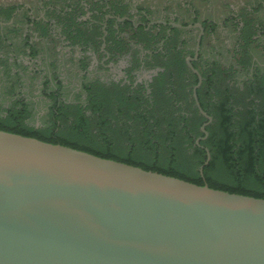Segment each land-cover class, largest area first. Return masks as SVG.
I'll list each match as a JSON object with an SVG mask.
<instances>
[{
	"label": "water",
	"instance_id": "1",
	"mask_svg": "<svg viewBox=\"0 0 264 264\" xmlns=\"http://www.w3.org/2000/svg\"><path fill=\"white\" fill-rule=\"evenodd\" d=\"M0 264H264V198L0 129Z\"/></svg>",
	"mask_w": 264,
	"mask_h": 264
},
{
	"label": "trees",
	"instance_id": "2",
	"mask_svg": "<svg viewBox=\"0 0 264 264\" xmlns=\"http://www.w3.org/2000/svg\"><path fill=\"white\" fill-rule=\"evenodd\" d=\"M258 9L255 8L254 12ZM6 20L8 16L3 21ZM245 23L242 30L244 42L240 48H243L245 55L251 57L252 50L247 48L259 39H255L250 22ZM9 28L4 26V30ZM9 40L8 36L0 35L1 45L7 44ZM39 43L31 38L24 40L26 48L33 55L39 50ZM4 55L0 49V62L7 65L9 59ZM190 55L193 56V53ZM183 63L187 67L185 61ZM50 82L51 80H47L43 89H46L47 97L52 102L46 104L45 114L42 116L44 119H40L39 124L35 120L28 121L32 114L30 109H33L30 97L17 93L10 85L6 89L2 86L8 100H3L0 95V129L63 144L196 184H208L215 189L264 198V100L261 101V106L254 103L247 111L241 109L236 112L224 102L216 104L211 99L207 100L202 92L205 87L203 84L198 90L199 101L213 119L206 126V138L197 142L198 138L205 136L201 126L208 119L196 106L193 87L190 95L194 116L181 113L175 116L172 111L171 115L166 116V129L158 127V121L152 122L151 119H145L143 129H139L140 126L135 129V123L143 118L136 115L125 121H115L118 115L112 111L117 110L120 114L123 105H128L132 111L141 102H148L140 90L131 97L116 94L119 96L112 103L108 90L100 91L95 82L84 83L87 92H96L94 95L91 93L85 102L76 104L73 100L69 103L58 101L55 92L57 89L60 91L62 83L55 89ZM164 82L162 79L160 85ZM259 91H264V83L259 86ZM5 102H8L7 106ZM88 108L92 109L90 113L86 111ZM104 108L106 113L102 112ZM131 120L133 123L129 122ZM94 125L96 132L93 131ZM181 125L182 128L179 129L178 126ZM189 125L192 126L190 129ZM206 148L211 152V160L204 165L201 174L199 168L206 161ZM188 150H194L193 155H188Z\"/></svg>",
	"mask_w": 264,
	"mask_h": 264
},
{
	"label": "flooded vegetation",
	"instance_id": "3",
	"mask_svg": "<svg viewBox=\"0 0 264 264\" xmlns=\"http://www.w3.org/2000/svg\"><path fill=\"white\" fill-rule=\"evenodd\" d=\"M150 1H0V35L9 36L11 33L21 39L30 37L61 39L58 49L61 47L60 49L65 54H72L73 60L79 66L78 69H81L82 86H77L76 90L84 87V83H94L99 80L110 85L115 95L121 93L123 96L131 97L140 90L142 96L149 99L154 88L160 84L161 73L165 71L163 65L170 59L165 45L174 38L178 31L183 33L181 41L187 46L188 52L193 53V56L187 54L185 61L197 77V82L193 86V94L198 85L196 90L199 95L198 90L202 88L204 82L201 68L204 58L208 56L203 47L204 39L214 28V23L221 27L222 24L231 21L238 24L237 31L242 32L244 13L253 14L254 8L260 5L263 7L261 14L264 15V0H259L258 4H250L244 0L227 4L226 1L221 0L219 1L221 6L227 8H225V14L217 20L214 17H205L196 4L198 0H165L172 8L159 13L153 10L154 5L156 6L155 1L154 3ZM6 16L8 20L5 22L3 20ZM119 17L125 19L119 20ZM158 20L166 23L154 22ZM172 22L187 26L200 23L203 28L198 26L177 27L172 26L170 24ZM4 26L10 27L9 30H4ZM256 36H258L257 33L254 34V37ZM75 40L85 41L86 45L78 43L75 46L73 44ZM191 42L194 43L193 48L190 46ZM188 57H196L191 62L199 74L190 68ZM20 59L22 57L16 58V61L20 62ZM36 60L39 58H31L32 63L35 64L34 71L40 68L38 67L39 61ZM50 73L47 75L51 80L49 84L57 89L58 84L53 83ZM55 97L58 101L71 102L68 98H61L62 95L58 89Z\"/></svg>",
	"mask_w": 264,
	"mask_h": 264
},
{
	"label": "rangeland",
	"instance_id": "4",
	"mask_svg": "<svg viewBox=\"0 0 264 264\" xmlns=\"http://www.w3.org/2000/svg\"><path fill=\"white\" fill-rule=\"evenodd\" d=\"M0 1L16 2L19 0ZM153 1L156 4L153 9L156 13L169 11L172 8L167 5L165 0H151L150 2ZM219 1L221 2V0H198L196 4L205 17H214L217 20L225 14V8H227L225 6L222 7ZM224 1L227 4H234L239 0ZM244 1L250 4H258L260 2L259 0ZM218 5L222 8L218 7ZM255 8L259 9L253 14H243L244 27L245 21H249L252 31L255 35L256 33L258 35L255 39H259V42H254L247 48L252 50L251 57L245 55L243 48H240L244 40L242 32L237 31L236 26L238 24L234 22L229 21L222 24L221 27H219V24L214 23V28L204 39L203 47L205 53H208V56L204 58L201 68L204 76L203 84L205 87L202 91L204 97L207 100L211 99L216 104L224 102L228 108H232L236 112L241 109L247 111L254 103L261 106V101L264 100V91L262 93L259 91V86L261 87L264 83V15L261 14L262 6L257 5ZM182 35L183 33L178 31L174 38L165 45L166 51L170 54V59L163 65L165 70L164 75L160 77V81L164 79L165 82L162 85L158 84L154 88L153 95L149 97L148 102H141L136 110L130 111L128 105H123L120 114L117 110L112 111L116 116L118 115L115 121L118 119L125 121L137 115L143 119L135 123V129H138V126H140L139 129H143L145 119H151L152 122L158 121V127L166 129L168 124L165 119L167 115L172 114V111L175 112V116L180 113L189 117L194 116V105L190 90L195 84L196 75L191 72L188 66L183 65L185 56L192 51L188 52L187 46L182 43ZM8 37L10 40L7 44H0L1 53L3 55L7 54L4 56L9 59V64L7 63V65L0 62V95H2L1 98L3 100L7 101L8 96H5V90L1 87L4 86L5 88L10 85V88L15 89L17 93L29 96L33 101V109H30L32 114L28 121L33 122L35 120L34 122L39 124L40 119H44L42 116L45 114L44 108L46 104L52 102L51 98L47 97L46 89H43L47 80H49L47 75L50 72H52L50 76L53 79V83H57L58 85L62 83L59 92L63 99L68 98L77 104L85 102L91 93L95 94L96 91L87 92L84 85V87L76 90L77 86H82L81 77L83 76L80 74L81 69H78L79 66L73 60L72 54H65L60 49L61 47L58 49V46L61 45V39H35L36 42H40V47L36 55H33L31 52L29 53V49L24 44L26 38L21 39L11 33ZM78 43L86 45L85 41L80 42L75 40L73 42L75 46ZM190 46L193 48L194 43L191 42ZM18 57H22L20 62L16 61ZM33 57L39 58V60H36L39 61L38 67L40 68L38 71L33 70L35 65L31 61ZM63 80L65 81L64 83ZM78 83L80 85H77ZM95 83L100 91L108 90L112 103H114L119 95H115L111 91L110 85H106L99 80ZM170 99L172 100L170 101ZM5 103L7 106L8 102ZM91 110V108H88L86 111L90 113ZM102 112L106 113V108ZM129 122L133 123L132 120ZM178 127L180 129L182 125ZM191 127L189 125L188 129ZM93 128V131L96 132L95 125ZM193 153L194 150L187 151L188 155H193Z\"/></svg>",
	"mask_w": 264,
	"mask_h": 264
}]
</instances>
